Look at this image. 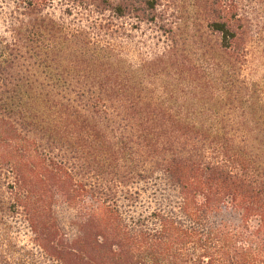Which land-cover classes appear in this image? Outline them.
<instances>
[{
	"label": "trees",
	"instance_id": "trees-1",
	"mask_svg": "<svg viewBox=\"0 0 264 264\" xmlns=\"http://www.w3.org/2000/svg\"><path fill=\"white\" fill-rule=\"evenodd\" d=\"M12 1L0 34V191L47 259L264 264V79H244L236 61L264 33V0H206L215 42L192 44L199 64L167 47L132 66L112 22H153L160 0L107 3L98 33L44 14L53 0ZM144 67L172 75L143 79ZM56 198L76 212L72 234Z\"/></svg>",
	"mask_w": 264,
	"mask_h": 264
},
{
	"label": "rangeland",
	"instance_id": "rangeland-1",
	"mask_svg": "<svg viewBox=\"0 0 264 264\" xmlns=\"http://www.w3.org/2000/svg\"><path fill=\"white\" fill-rule=\"evenodd\" d=\"M107 3L121 4L119 0H53L52 4L44 10V14H50L65 28L77 29L90 26L97 28L94 32L98 33L101 27H97L98 24L104 23V20H111L113 16ZM125 5L130 7L132 4ZM132 7L136 9L137 6ZM15 11L12 0H0V34L3 37H8L11 32L9 30L10 16ZM259 11L260 15L264 16V9ZM153 15L155 19L153 22L143 20L141 17L136 18V14L127 15L119 22L114 20L112 22L115 27L119 24L118 27L121 28L120 35L112 39V42L122 48V53L131 66L139 64L140 61L152 55L159 56L167 47H172L173 55L175 52V55H180L184 50L189 51V63L199 64V58L192 56L190 49L192 44L201 38L211 44L215 42L205 25L214 15L206 8V0H160ZM36 17L35 13L33 19ZM262 34L252 40V50L248 51L246 62L242 58H237L236 61L237 66H240L239 73L244 79L263 83L264 33ZM146 69V67L142 68L139 76L147 80L172 75L165 72L164 76H156L155 73H148ZM58 150L59 148L56 151ZM4 177L0 176V183H3ZM87 181L90 184L94 183L93 179L88 178ZM4 188H6L5 185L0 191V208L5 219L8 220V225L6 229L0 225V262L8 258L11 264H54L34 244L33 235L24 221L22 211L19 208L13 213L7 210L13 204L14 195ZM53 213L57 223L66 233H74L76 212L73 208L56 198Z\"/></svg>",
	"mask_w": 264,
	"mask_h": 264
}]
</instances>
